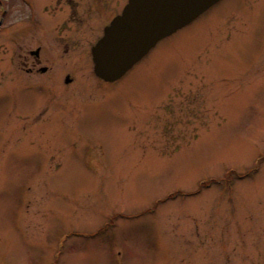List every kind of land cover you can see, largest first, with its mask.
I'll use <instances>...</instances> for the list:
<instances>
[{"label":"rangeland","instance_id":"1","mask_svg":"<svg viewBox=\"0 0 264 264\" xmlns=\"http://www.w3.org/2000/svg\"><path fill=\"white\" fill-rule=\"evenodd\" d=\"M32 1L0 0V264H264V0H222L103 88L90 41L126 0Z\"/></svg>","mask_w":264,"mask_h":264},{"label":"water","instance_id":"2","mask_svg":"<svg viewBox=\"0 0 264 264\" xmlns=\"http://www.w3.org/2000/svg\"><path fill=\"white\" fill-rule=\"evenodd\" d=\"M218 0H129L93 47L95 70L106 80L123 76L158 41L187 25Z\"/></svg>","mask_w":264,"mask_h":264},{"label":"flooded vegetation","instance_id":"3","mask_svg":"<svg viewBox=\"0 0 264 264\" xmlns=\"http://www.w3.org/2000/svg\"><path fill=\"white\" fill-rule=\"evenodd\" d=\"M127 1L128 0H126L124 3H123V6H122V9H121V12H122V10H123V8L125 7V5H126V3H127ZM222 0H219L218 2L220 3ZM27 3H28V6L30 7V9H31V12L34 14H37V11H36V4L34 3V1H32V0H27ZM217 5V4H216ZM121 12H119V13H116L114 16H113V18L115 17V16H117L118 14H120ZM112 18V19H113ZM112 21V20H111ZM108 24H105L104 26H103V32H104V30H105V27L107 26ZM102 37V35L101 36H99V37H97L94 41L92 40V41H90L91 42V46H90V48H91V50H92V48H93V46L98 42V40L100 39ZM31 55H30V58L28 59V61H27V64H29V66L26 68V70H27V72L28 73H31V72H36V69H38L39 70V72H45V71H47V70H49V68H48V66L47 65H45V64H41L40 62H41V59H40V57H41V54H42V48H41V46L39 47V48H37L36 50H31V53H30ZM74 70V71H73ZM73 70H69V71H66V73L64 74V79H65V81L67 82V83H69V82H75V80H76V70L73 68ZM40 77H35L34 79H37L38 80V84H40V85H42V87L44 88V90L43 91H45V92H48V94L50 95V97H53V98H55V96H56V99H55V102H57V103H59V104H63L64 106H67V105H69V106H73V105H75L74 104V102L77 100V99H79V98H81V97H78V95L77 94H74L73 95V97H69L68 99H66L65 101L62 99V97L59 95V94H62V93H60L59 91V87H58V84H57V86L55 85L56 84V81H51V84H49V85H47L46 84V82L45 81H41L40 79H39ZM28 79H29V82H26L25 83V87H29L31 84H37V83H34V81H33V83H31V80H33L30 76H28ZM89 80H91L92 81V84L93 83H95V85H96V87L97 86H100V87H102L103 88V86H102V82H107V81H105V80H103V79H101V78H99L95 73H94V66H93V55H92V65H91V68H90V71H89ZM119 80V79H118ZM118 80H116V81H118ZM116 81H113V82H116ZM48 83H50V82H48ZM109 83V82H108ZM23 84V83H22ZM24 85V84H23ZM94 85V86H95ZM52 92V93H51ZM84 94H82V96H83ZM50 97H49V99H50ZM86 99V98H85ZM45 100H47V98H45ZM55 125V124H54ZM56 258H58V257H56Z\"/></svg>","mask_w":264,"mask_h":264},{"label":"bare ground","instance_id":"4","mask_svg":"<svg viewBox=\"0 0 264 264\" xmlns=\"http://www.w3.org/2000/svg\"><path fill=\"white\" fill-rule=\"evenodd\" d=\"M218 3H219V2L215 3L214 5H212V6H211L209 9H207L204 13L208 12L210 9H212V8H213L216 4H218ZM204 13H203V14H204ZM203 14H201V15H203ZM201 15H200V16H201ZM200 16H199V17H200ZM199 17H198V18H199ZM195 22H196V21H195ZM195 22H194V23H195ZM178 30H179V29H178ZM133 67H134V66H133ZM133 67H132V68H133Z\"/></svg>","mask_w":264,"mask_h":264}]
</instances>
